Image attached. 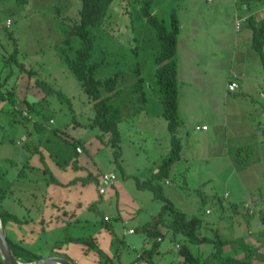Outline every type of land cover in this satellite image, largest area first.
<instances>
[{
	"label": "rangeland",
	"instance_id": "rangeland-1",
	"mask_svg": "<svg viewBox=\"0 0 264 264\" xmlns=\"http://www.w3.org/2000/svg\"><path fill=\"white\" fill-rule=\"evenodd\" d=\"M144 3L145 0H113L106 5L103 23L94 28L93 60L102 62L97 70L98 77L103 79L120 72L118 88L124 93L119 102L131 101L125 110L132 113L127 118L125 115L120 122L122 149L115 157L113 148L107 144V135L99 136L101 131L97 127L81 126L92 122L93 101L61 58L59 46L64 39H71L70 54L80 46L74 21L79 19L82 0H30L25 5H18L15 0H0V91L14 92L16 101H19L16 109H12L9 100L0 95V190L7 191L5 205L24 216L22 225H9V231L15 235L13 238L43 257H64L67 248L76 244L65 242L67 238L93 235L98 237V244L106 254L112 257L113 261L108 264H133L138 251L143 252L159 241L157 238L148 240L142 226L144 222L153 220L163 202L154 199L150 190L139 189L136 185V178L152 177L171 146L168 122L163 113L158 114L154 91L149 88L147 93L146 90V104L132 93L137 67L149 85L156 84L158 87L155 56L161 44L156 29L143 16L141 7ZM153 6L158 8L156 14L167 25H170L172 12L175 10L178 13L184 27L180 31L181 38L186 34L198 36L189 47L199 50L201 55L198 59L202 63L198 65L197 60L190 62L191 66L198 65L206 72L199 75L201 83L193 87L188 83L183 85L185 82L182 83L181 74L180 89H203L209 94L203 97L204 101L202 98L196 101L198 118L210 124L209 133L215 138L218 149L224 152L220 159L206 160L198 154L194 157V153H198L194 138L199 139L203 133L197 132L200 130L197 126L190 125L193 139L186 148L187 152L185 150L187 160L177 162L171 176L160 181L164 193L189 217L203 219L202 235L216 238L218 233L226 239L233 235L248 242L252 234L246 224L252 219L260 223L259 209L264 207L263 115L259 117L256 129L248 127L259 111L255 110L254 101H264L261 98V91H264L263 65L258 70L256 61L246 57L247 74L240 79L238 93L222 101L220 96L228 88L227 77L231 67H242V63L234 59V53L241 49V44L237 43L240 33L235 22L248 16L249 12H243L242 8L243 11L236 10L233 0H155ZM251 6L253 14L261 19L264 16V0H251ZM208 9L207 14L204 10ZM205 25L215 27L214 31H201ZM193 26L198 27L193 29ZM244 30L241 34L248 35ZM244 44L248 51L250 43ZM249 50L258 56L251 45ZM184 60L180 58L181 64ZM18 62L25 63L26 70L21 69ZM189 67L186 61L184 68ZM29 69L34 71V75H29ZM38 77L47 80L70 99H62L54 93L47 98L48 101L38 105L41 116L30 111L29 117L33 118L25 120L27 106L24 107V99L33 103L46 96L35 83ZM189 99L182 96V101ZM181 108L184 109L183 106ZM220 110L223 111L221 118L228 117L229 124L224 130L216 131L210 120L219 117ZM236 112L243 116L242 120L235 118ZM188 115L184 111V116ZM49 119H54V122ZM143 120L146 124L140 125ZM35 121L43 122L45 127L38 130ZM54 129L66 131L63 134L68 139L82 141L86 149L80 144L82 152L77 154L74 144L63 139L60 133L56 134ZM246 155L253 156V159L247 162L249 158L246 159ZM190 165L194 176L187 177L185 174L182 177L178 172H184ZM44 168H48L50 173L46 174ZM107 171H113L117 178L113 186L106 187V193L100 194L98 183L86 178L89 173ZM196 172L199 176H195ZM51 175L58 183L49 181ZM73 179L76 182L68 185ZM120 192H125L130 200L137 203L136 208H131V203L124 201L123 207L118 210ZM49 202L57 205L54 216L65 208L69 210L65 218L72 222H56L44 231L40 215L41 211L46 218L50 215ZM91 202L96 203V209L85 208ZM233 204L238 208H234ZM118 213L125 215L126 220ZM103 216L112 218L113 231L101 222ZM131 228H136V233H129ZM261 229L253 233L254 238L264 237ZM162 230L164 237L158 242L157 249L150 259H139L140 264H191L184 262L178 246V243H185L183 236L174 237L166 228ZM237 238L225 247L226 253L235 254L233 247L240 248L236 244ZM188 245L194 254L202 253L204 258L215 250L210 242ZM74 255L77 257V254Z\"/></svg>",
	"mask_w": 264,
	"mask_h": 264
},
{
	"label": "trees",
	"instance_id": "trees-1",
	"mask_svg": "<svg viewBox=\"0 0 264 264\" xmlns=\"http://www.w3.org/2000/svg\"><path fill=\"white\" fill-rule=\"evenodd\" d=\"M15 1L18 5H25L30 2V0ZM154 1L155 0H145V3L141 8L143 16L147 19V22H149L156 29L157 37L161 44V48L159 51H157L155 56V62L157 65L156 77L158 91L160 92V99L164 107L163 114L167 119L168 130L171 133L172 147L169 154L163 158V161L158 169L153 172L152 177L143 180L136 178V185L139 189L150 190L153 193L154 199L163 202L159 212L154 216L153 220L143 224L142 231L146 233L148 240L152 238L158 239L159 237L163 239L164 232L162 228H166L167 231L172 232L174 237H176V235L183 236L185 243L178 244L180 245V251L184 257L185 263L264 264V244L261 246H253L248 242H244L242 238H239L236 240V244H239V253H242L243 256L226 253L225 247L228 244H231L233 240L222 238L218 233L216 238L202 235L201 229L204 226L203 219L199 216L189 217L185 212L178 209L174 202L170 200V198H168L164 193L163 185L160 183V181L165 178L168 179L171 176L172 168L182 158L183 150V145L176 133L181 122L178 107V63L176 59L180 23L176 12L173 11L171 14L170 25H167L165 20L159 17L158 14L153 11ZM112 2L113 0H82L79 19L74 21L76 34L80 38L81 42L80 46L76 48L72 54H70L69 48H71L72 43L71 39L67 38L61 42L59 47L61 50L60 53L62 60L75 74L82 85V89L87 93L90 100L93 101L94 117L92 118V122L90 124L81 126H87L88 128H99L101 131L99 136H108L107 144L113 148L115 157H118V154L121 153V142L123 141L120 122L122 119H124L126 109V104L119 102L124 93L122 89L118 88V81L120 79L121 73L117 72L114 75H109L102 79L97 75V70L102 62L93 60V50L95 47L94 28H97L103 23L106 15V5L111 4ZM246 22L247 26L252 30V47L257 52L264 67V17L258 20L255 15H251L246 19ZM18 63L20 64L21 69L26 70L25 63ZM28 73L30 76L34 75V71L32 69H29ZM134 74H136V81L132 85V93L138 96L140 102H146L147 97L145 91V78L142 75L141 69L137 67L134 70ZM35 83L45 92L46 96H44V98L39 101H34L33 103L29 102L27 99H24L28 112L27 115H24L25 120L31 119L29 117L30 111H35V115L41 116L42 111L38 108V105H40L43 101H48L47 98L51 95H54V93H56L62 99H70V97L66 96L61 90L54 88L47 80L38 77L36 78ZM8 94L9 102L12 104V107H14L13 104H16L15 94L11 91H9ZM0 95L4 97V92L0 91ZM14 108L16 109V107ZM35 126L38 130L45 127L43 122L38 123L36 121ZM54 130L56 134L60 133L63 139L74 144L77 154L80 153L77 150L80 144L86 149V146L82 141L68 139L65 134H63L66 131L59 132L57 129ZM242 150L243 149H241L238 153L241 154ZM249 157L246 155V159ZM44 172L46 174L50 173L48 168H44ZM100 175V173H89L86 180H94L99 186L101 181ZM48 179L49 181L57 182L53 175L48 177ZM74 182H76V179L71 180L67 184L69 185ZM6 195V190H0V213L6 228L7 237L12 251L20 261L25 263H35L43 257L42 254L31 247L22 244L23 242L17 241V239L13 238L14 236L12 235V232L9 231V225L12 223L22 225L24 221L20 218V216L11 212L5 207L4 199L6 198ZM47 199L50 198L47 197ZM48 206L51 212L50 215L47 218L43 215V217L40 219V223L43 225L44 231L56 225V222L58 224L72 222L66 219V213L69 212L68 209L64 208L61 213H58V216H54L56 209L54 207H57V205L49 202ZM95 206L96 203L91 202L89 205L85 206V208H95ZM262 208L259 209V211L261 213V220L263 221L264 236V207ZM58 220L62 223H59ZM102 221L105 223V227L107 229L113 231L111 221L106 220L104 216ZM59 242L60 241L57 242L56 246ZM65 242L83 245L86 253L95 254L99 257L98 260L101 264H108L113 261L112 257L108 256L106 252L100 247L98 244V237L96 236L91 235L69 237L65 240ZM158 242H155L153 247L145 249L142 252V256L144 258L150 259L152 253L158 247ZM208 242L213 243L215 250L212 251L211 254H209L206 258L203 257L202 253L198 255L194 254L191 247L188 245V243L203 244ZM70 254V252L66 251L63 256L78 264L76 259ZM0 264H5L1 252Z\"/></svg>",
	"mask_w": 264,
	"mask_h": 264
},
{
	"label": "crops",
	"instance_id": "crops-1",
	"mask_svg": "<svg viewBox=\"0 0 264 264\" xmlns=\"http://www.w3.org/2000/svg\"><path fill=\"white\" fill-rule=\"evenodd\" d=\"M233 1H234L235 6H236V10L243 11L242 9H244L243 12H245V13L249 12V14H247L248 16L244 17L241 29L239 31L237 30V32L240 33L237 36L238 37L237 38V41H238L237 43L241 44V49L240 50H242L246 54H244L240 50L236 51V53H234V59L236 61H239L240 64L242 63V65H241L242 67H240L239 65L237 67L236 66L231 67V69L229 71V74H228V77H227V85L229 84L231 79H235L238 82L239 87L236 90H233V91L229 90V88H225V91L223 90L224 92L220 96L221 101H222V99L225 100L230 95H234L235 93H238V89L241 86L240 79L241 80L244 79L246 74H247L246 73V67H245V65H246V57L252 58V60L256 61V65H258V70L261 68V64H262L261 61L259 60L258 56L257 55L255 56L254 52L249 50L250 45L252 47V32H251L250 28L247 26L246 19L253 14L252 6H251V0H233ZM209 2H212V1H209ZM153 11H155V13H157L158 12V8L156 9L153 6ZM204 11H205V13L208 14L209 9L208 10H204ZM176 14L178 16L177 12H176ZM263 15H264V12H263ZM256 18L258 20H260V18L258 16H256ZM178 19H179V16H178ZM179 23H180V31H183V28H184L183 27V22H181L180 19H179ZM235 24H236V22H235ZM194 27H198V26H193L192 28L194 29ZM244 28H245L244 32L245 33L247 32L248 35L241 34V32L243 31ZM214 29H215V27H213V26L205 25V26H203L201 31H204L206 33H211L212 31H214ZM221 30H223V28H221ZM180 33L181 32H179V35H180ZM179 35H178V43H177V54H178L179 58L177 59V55H176V59H177V63H178V92H179V105H178V107H179V114H180V120H181L179 127H180L181 131H179V127H178L177 132L179 131L180 133H177V132L176 133H177V136H178V138L180 139V141H181V143L183 145L182 158L179 161L187 160V157L184 155L185 154V150H186L187 146L189 145L190 140L193 139L191 137V133H190V125H193L194 127L198 126V125H202V126L207 125L208 126V129H202V130L201 129L200 130L196 129L197 132L201 131L203 134L201 135V137L198 136L200 140L197 137L194 138L193 143L195 144L196 151L198 152V153H194V157L198 154L199 157L201 155H203L206 160H213L214 158L220 159V158H222L224 152H222L221 150L218 149V144H217V142L214 141L215 138H212L211 133H209V131L211 129V126H209L210 124L207 123L205 120L201 121L198 118V114H197V110H196V101H197V99L202 98V101H204L203 97L204 96L207 97V96H209V94L204 93L203 89L191 88L193 86H198L199 83H201V79H200L199 75L206 72L201 67H198V65H200L202 63L198 59L200 57V55H201L199 50L196 49V48H192L191 49L189 47V44H191V43L194 44V42L197 41L198 36L186 34V35H183L182 38H181ZM247 42L250 43V45L248 47V51H246L247 47L244 44V43H247ZM237 43H235V46H238ZM238 49H239V46H238ZM247 54H249V56H247ZM180 58H182V59L185 58V60H184V62L182 64H181ZM190 60H192L194 62H195V60H197V64L198 65L191 66ZM186 61L188 62V66L190 65L189 68H184ZM200 68H201V70H200ZM233 74H236L237 77H234ZM180 75L182 76V79H183L182 83L185 82L183 85L188 83L191 87H183L182 89H180V87H181V85L179 84ZM149 88L154 91V95H155V97L158 100V107H159L158 114L159 113H163L164 107H163V104H162L161 99H160V92L158 91L157 85L156 84L149 85L147 83V81H146V78H145V91L147 90V93L149 91ZM182 96H184V98H186V99H188V98H190V99L186 100V101H182ZM4 98L9 100L8 92L4 93ZM261 98L264 99V91H261ZM191 100H192L193 105L191 104ZM147 101H148V99H147ZM18 102L19 101H16V104H13V106L16 107V105H18ZM129 102H131V101H128L127 103H125L123 101V103L126 104V106H128V107H129V105H128ZM141 103L146 104V102H141ZM11 106H12V104H11ZM25 106H26V103L24 102V107ZM181 106H183V108H184L183 110L185 111V113L187 112L189 114L188 116H184V111L182 110ZM14 107H11V108L13 109ZM131 107H132V105H131ZM140 108L144 109L143 107H140ZM254 108H255V110H259V111L253 117V119L251 121L252 124H250V126L248 125V127L251 128V129L252 128L256 129V123L260 122V119H259L260 116L263 115V117H264V114H263L264 113V101H262V100L254 101ZM219 112H221V115L219 117L210 120L211 124L213 125V127L215 128L216 131L224 130L225 128H227V125L229 124L228 117H226V119H222L221 117H222L223 111L220 110ZM127 113H128V111L125 110L126 118H127L128 115H130L132 113V111L129 112L128 114ZM125 115H124V117H125ZM234 115H235V118H237L238 120H242V118H243V116L241 117L240 115H238L237 112ZM140 122H141L140 125H145L146 124L144 122V120L140 121ZM194 133H196V132H194ZM181 134H183L184 137L187 136L188 138H184ZM23 138L25 139V136ZM216 138H219V136H216ZM170 140H171V137H170ZM198 146H200V150H198ZM171 147H172V144L170 146V149H171ZM170 149H169V152H170ZM186 152H187V150H186ZM252 153H254V151ZM252 153H251V155H252ZM210 156H212V157H210ZM250 158L253 159V156L252 157L250 156L249 159L247 158L248 159L247 162H249ZM202 167H203V165H202ZM173 168H174V166H173ZM173 168H172V170H173ZM190 170H192L191 165L188 166L185 169L184 172H180L179 171L178 173L181 174L182 177L185 174H186L187 177H189L191 175L194 176V174H191L192 171H190ZM201 173H202V170H201ZM195 176H199V173L196 172ZM200 176H202V175L200 174ZM166 183H170V181L166 180ZM7 199H8V194L6 195V198L4 199V205L6 204L5 201ZM118 199H119V208H118V210L123 207V203L122 202H124V201L130 202L131 203V208L132 207L136 208L135 206L137 205V203H135L132 200H130V198L127 197L125 192H122V193L120 192V194L118 196ZM249 203H251V202H249ZM5 207L7 209H10V208L7 207V205H5ZM233 207L234 208L236 207V209L238 208V206L236 204H233ZM137 208L141 209L140 207H137ZM48 209H49V207H48ZM10 211H11V209H10ZM11 212H13V211H11ZM13 213H15L18 216H20L21 219L24 218V216H21L22 213H20V212L19 213L13 212ZM41 213L42 214L40 215V212H39V215L42 218L44 211H41ZM135 213L136 212H133V214H135ZM131 215H129V217ZM251 215H253V214H251ZM118 216L124 218L125 220L127 218V217H125V215L122 216L121 213H118ZM253 216H256V215H253ZM257 218H259V217H257ZM38 219H40V217H38ZM105 219L108 220V221H112V218L109 217V216H106ZM259 220H260V223H261L262 220L260 218H259ZM101 222H103V221H101ZM144 223H147V222H144ZM260 223H259V221L257 219H252L249 223L246 224V227L248 228V231L252 234L247 241H248L249 244H252L253 246H261V245L264 244V237H262V236H260L258 238H254L253 237V233L262 231L261 227L263 228V225H262L263 223L262 224H260ZM135 229L131 228V229L128 230V232L131 233V234L132 233L134 234V233H136ZM131 230H134V232H131ZM13 236H15V235H13ZM228 238L233 240V238H237V236L234 237L232 235V236H230ZM238 239L239 238H237L236 240H238ZM112 243H113V241H112ZM233 249L236 251L235 254H233V255L243 256L242 253H239V250H240L239 247L234 246ZM66 251L70 252L74 257H75L74 254H77V257H75V259H76V262L78 264H99V263H97L98 261L96 260V257H98V256H96L94 254L86 253V250L84 249L83 245L75 244V245L71 246V248H67ZM138 254H142V252L141 251L137 252V257L132 261L133 264H135V262H138V264H140L139 259H142V258L145 259L143 256L141 258H138ZM93 255H94V257H93ZM92 260L95 263H93Z\"/></svg>",
	"mask_w": 264,
	"mask_h": 264
},
{
	"label": "water",
	"instance_id": "water-1",
	"mask_svg": "<svg viewBox=\"0 0 264 264\" xmlns=\"http://www.w3.org/2000/svg\"><path fill=\"white\" fill-rule=\"evenodd\" d=\"M0 252L5 264H30L20 261L13 253L6 229L0 213ZM33 264H76L75 262L60 256L42 257Z\"/></svg>",
	"mask_w": 264,
	"mask_h": 264
},
{
	"label": "built area",
	"instance_id": "built-area-1",
	"mask_svg": "<svg viewBox=\"0 0 264 264\" xmlns=\"http://www.w3.org/2000/svg\"><path fill=\"white\" fill-rule=\"evenodd\" d=\"M208 1H213V0H208ZM243 20H244V18L236 21V28H237L238 31H239V30L241 29V27H242V22H243ZM233 76H234V77H237L236 74H233ZM238 87H239L238 82H237L235 79H231L230 82H229V84H228V88H229V90H232V91H233V90H236ZM24 114H25V115L28 114V112H27V108H25V112H24ZM50 121L53 123V122H54V119H51ZM197 129H208V126H207V125H204V126H197ZM77 150H78L79 152H82L81 147H78ZM100 178H101L102 184H100V185L98 186V190H99V193H100V194H104V193H106V189H107L106 187H107V186H112V185H114L117 176H116V174H115L113 171H107V172H103V173L101 174V177H100ZM247 206H248V205H247ZM248 207H249V206H248ZM208 212H209V210H208ZM131 232H134V230H131ZM158 240L160 241V240H162V238L159 237ZM178 246H180V245L178 244ZM141 257H142V254H138V258H141ZM135 264H138V262H135Z\"/></svg>",
	"mask_w": 264,
	"mask_h": 264
},
{
	"label": "bare ground",
	"instance_id": "bare-ground-1",
	"mask_svg": "<svg viewBox=\"0 0 264 264\" xmlns=\"http://www.w3.org/2000/svg\"><path fill=\"white\" fill-rule=\"evenodd\" d=\"M30 264H33V263H30Z\"/></svg>",
	"mask_w": 264,
	"mask_h": 264
}]
</instances>
